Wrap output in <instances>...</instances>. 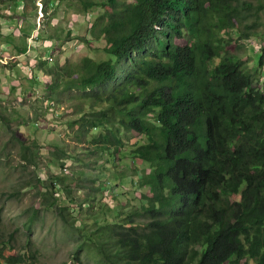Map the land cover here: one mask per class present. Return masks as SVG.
<instances>
[{
	"label": "trees",
	"instance_id": "1",
	"mask_svg": "<svg viewBox=\"0 0 264 264\" xmlns=\"http://www.w3.org/2000/svg\"><path fill=\"white\" fill-rule=\"evenodd\" d=\"M79 1L86 12L97 6L88 0ZM115 1L99 4L111 10L105 11L96 24L111 43L108 52L113 58L103 61L108 69L99 66L80 79L72 80L69 86L85 90L89 84L101 85L99 81L113 79L114 74L109 72L111 65H108L112 62L114 69H125V78L130 75L128 59L145 44L128 35L141 27L143 18L136 10H127L122 4H114ZM179 1L188 5L187 23L192 37L187 38L185 45H177L174 40L186 34L183 29L179 32V27L172 26L176 31L158 43L154 56L157 60L135 69V86L141 87L146 80L143 73L155 75L152 78L165 85L139 98L128 96L124 91L114 102L117 111L99 112L94 101L89 108L81 110L76 121L83 129L90 126L104 131L103 139L97 140L100 148L106 150L110 145L121 144V128L147 134L149 142L133 153L148 160L151 167L138 184L156 185L150 195L144 197L147 205L142 207L150 221L137 220L131 212L122 221L116 215L112 220H98L90 228L83 222L77 230L96 250L103 264H264V210L258 214L248 212L225 230L215 231L206 221L216 219L224 225L222 220L231 219L222 207L221 194L226 189L237 190L245 180L243 163L249 168L264 166V80L257 82L258 72L252 73L253 69L263 66L264 55H259L252 67L246 60L226 51L231 43L228 30L244 22L238 18V10L235 19L230 4L234 0H213L214 7L225 5V14L219 18L215 13L211 20L202 13L207 0ZM170 5L160 3L158 13H163ZM245 5L248 14L260 19L264 5L256 6L249 1H245ZM140 7L143 6L140 4ZM223 32L227 38L221 36ZM237 32L240 38L253 33L244 28ZM91 65V60H85L74 70L73 66H65L49 73L53 79H59L64 72L63 77L80 73L82 69L86 71ZM59 84L54 82V86ZM130 98L139 101L127 108L133 103ZM85 100L89 98L85 96ZM148 111L156 114L158 126L146 121ZM175 127L182 130L178 138L184 146L196 152L189 167H180L178 160L170 158L160 137L165 130ZM27 150L24 148L25 152ZM256 177L255 181L248 180L245 194L249 201L252 198L257 203L256 197L264 188V168L256 172ZM37 181L44 188L45 182L43 184L39 178ZM41 196L48 199L46 189L41 190ZM66 212H69L68 207L61 208L64 224L69 226L74 220ZM34 220L32 217L26 226L30 228ZM193 239L203 246L200 261L194 257L188 259L182 252ZM7 243L0 234V258H4L5 264H22L26 255L6 254ZM82 247L83 244H79L77 249Z\"/></svg>",
	"mask_w": 264,
	"mask_h": 264
},
{
	"label": "rangeland",
	"instance_id": "2",
	"mask_svg": "<svg viewBox=\"0 0 264 264\" xmlns=\"http://www.w3.org/2000/svg\"><path fill=\"white\" fill-rule=\"evenodd\" d=\"M5 1L0 0V59L4 62L0 61V234L8 241V245L13 247L8 248V252L26 255L22 264H103L96 250L77 229L89 218L90 209L94 211L101 205L98 218L112 220L116 215L124 214L133 205L139 204L142 194L148 193V189L138 188L136 184L137 175L141 176V171L148 165L139 159L133 162L128 155L133 144L137 141L143 142L145 138L140 135L136 138L135 133L122 131V144L117 155H113L114 150L92 153L84 149V146L88 145L87 142L73 141L78 127L69 131L66 123L78 119L79 112L76 113L75 109L82 104L85 106V100L77 91L76 97L62 96L57 105L63 110L59 112L58 117L54 115L56 112L47 108L51 105L46 100L45 85L41 83L33 89L37 84L36 78L49 79L43 73L46 67L39 70L38 66L42 60H32V56L19 54L18 49L22 48L26 34L16 27L25 28L27 25L25 21L20 23L19 20L10 19L12 16L6 17L12 12H9L11 9L8 5L2 4ZM241 1L257 4L260 0ZM47 2L54 5L55 0ZM67 2L70 3V11L64 13ZM44 6L46 7L45 4ZM27 7L33 8L34 4L27 3ZM45 10L44 23L56 26L58 31L63 32V38L70 29L73 34L88 35V29L97 13L93 10L89 12V16L86 15L76 0H64L56 9ZM260 16L261 21L257 28L259 35H254L251 39L256 43L262 40L264 44V12ZM31 19L35 21V16L29 17V21ZM11 27L15 29L9 39L7 32ZM33 27L32 21L28 29ZM49 29L55 30V27L50 25ZM56 32L53 31L54 35ZM232 38L233 42L228 46V51L237 57L252 60L256 50L242 39H238L236 33L232 34ZM73 40L79 42V48L82 47L81 40ZM44 43L48 44L47 41ZM61 44H56L58 51L54 57L58 59V65H62L65 58L79 62L89 52L86 47L77 52L73 47L75 41L65 44V50L61 49ZM37 50L38 56H42L39 46ZM100 57L105 58V53H101ZM32 61L36 67L31 70L29 66L33 65ZM29 70L33 80L28 78ZM43 108L48 112L47 116ZM32 122H36L37 129L31 126ZM15 125L20 133H14ZM24 148L28 150L25 152ZM62 150L68 155H63L61 160L54 159ZM61 163L69 168V173L60 170ZM115 172H120L118 184L113 174ZM57 173L67 181V189L71 191L77 203V209L71 213L77 220L70 222L68 227L64 226L60 207L49 197L45 199L41 196L43 188L37 181V178L45 180L47 175L55 177ZM107 176L116 181L112 180L114 187L111 188L113 191L109 198L105 197ZM94 189L96 193L93 196ZM60 204L67 202L61 201ZM32 217H35V220L30 228H27L26 225ZM83 228L85 230L86 227ZM79 244H83L81 250L77 249ZM0 264H5L4 258H0Z\"/></svg>",
	"mask_w": 264,
	"mask_h": 264
},
{
	"label": "clouds",
	"instance_id": "3",
	"mask_svg": "<svg viewBox=\"0 0 264 264\" xmlns=\"http://www.w3.org/2000/svg\"><path fill=\"white\" fill-rule=\"evenodd\" d=\"M63 1L64 0H55L54 5L48 4L47 0H6L5 2L2 3L5 5H8L9 8L11 9V11L9 12H12V14L9 16L5 15L7 18L12 16L10 19L19 20L20 23L24 21L26 22L27 26L25 28H21V26L16 27L17 29L20 30V32L26 34L24 44L22 45V48L18 49V52L19 54L26 56V57L32 56V60L33 58L42 60L39 63L38 69L43 70V68L46 67L44 68L43 73H45L49 79L39 80V78H36L37 84L33 89L35 90L37 88V85L40 86L41 83L45 85L46 95H47L46 100L49 103V105H51L50 107H47V108L49 110H53L54 112H56L54 114L56 117H58L59 112L63 110V109H59L57 105L61 101L62 96L64 97L69 96L71 98L76 97L77 96V94H75L76 91L79 92V94L83 96L84 100L86 96L89 98V101H90L89 102L85 100V106L82 104L75 109L76 113L79 112L78 114V119H79L81 110L84 107L85 109L89 108L90 103L92 104L94 101L97 103V109L99 112L100 111L109 112L110 110L117 111L116 110L117 107L114 108V102L117 99V97L118 96L120 97L124 91L128 93V96L129 94H132L134 95L135 98H139L147 93L154 91L155 89H159L163 87L165 84L161 81H158L152 78L155 75L150 74V73H148V75L143 73V78H145L146 80L144 81L141 87L135 86L133 84L134 80L137 79L135 75V69L137 67L143 68L149 62L157 60L154 56L156 54V51L159 49L158 43L161 40L162 41L167 40L170 37L171 33L176 31V29H172V26L179 27V30H177L179 32L181 31V29H183L186 34L184 35V37L174 40V43H176L177 45H185L187 38L192 37V30L189 28L188 23H187L188 16H189L188 5L180 2L179 0H116L114 4H122L127 10L134 9L143 18V23L141 27L137 29L133 35H128V37L138 38L139 40L143 41L145 45L142 49H139V52H134L131 55L130 59H128L130 61L129 63L130 75L128 73L126 78H125V69L123 70L118 69V68L114 69L113 62L108 63V65L109 64L111 65L109 72H112L114 74V78L111 79L110 77L108 80L99 81L101 85L89 84L88 86L85 87V90H81L79 87H76L75 85L69 86L68 84H70V82H72V80L74 79L75 80L80 79V77L83 74L87 75V72L96 70V68L99 66L107 70L108 69L107 64H103L104 63L103 61H109L110 59L113 58L108 52V48H110L111 43H109V41L106 39L107 36H103L99 32L98 25H96L99 19L102 17V14L105 13V11L109 12L111 8L109 7L106 8L105 5H104L105 8H103L102 6L99 5L100 3H106V2L109 3L108 0H103V1L102 0H88L91 3H96L97 6H95L93 9L86 12L84 11V8L80 4V1L76 0L80 4V9H82L81 11L86 13V15L89 16L90 14L89 12H92L93 10H94V13L95 12L97 13L95 14V18H94V21L92 22V25L88 29L89 30L88 35L80 36L77 34H73L74 32H71L73 30L70 29L71 31L67 30L66 37L63 38L62 36L63 32L58 31L57 30L58 28H56V26L52 25V23H50L49 25H46L44 23L45 21L44 12L46 11L45 9L46 8H51L52 10L56 9L61 2L63 3ZM240 1L241 0H234L230 2V4L234 9L235 19L237 18V10H238L239 12L238 18L240 20H243L244 22L242 24L236 23L235 28L228 30V32L230 31L228 38L231 39V43H232L233 42L232 34L236 33L238 36V39H242L245 43L249 44L251 48L256 50L255 56L252 58V60H246L249 63V66L254 67L255 61L258 59L259 55L261 54L264 55V44L262 43V40L256 43V42H252V39H251L252 36L259 35L257 28L259 26V22L261 21V16H260V19H257L256 15L248 14L246 12L245 1L241 3ZM164 2H168L171 5L166 10H163V13L159 14L158 6L160 5V3H164ZM27 3L28 4L33 3L34 7L33 8L27 7ZM44 4L46 5V7L44 6ZM65 4L66 6L64 5L65 8L63 12L68 13L70 11L69 9L70 3L67 2ZM140 4L143 7H140ZM212 4H213V0H207V3L203 4L202 6V13L207 18H209V20L214 18L215 13L218 14L219 18L223 17L225 14V5L214 7ZM254 5L256 6L264 5V1L260 0L257 4H254ZM34 16H35V21L33 19L29 21V17L32 18ZM32 21L34 22V27L29 30L28 25ZM255 23H257L258 25H254ZM11 24L13 25V23ZM50 25L52 27H55V30L54 29L48 30ZM240 28H244L246 30L250 29L253 33L249 35V37L247 38L246 37L240 38L239 33L237 32V30ZM13 29L15 28L13 27L9 28V31L7 32L9 35L8 38L12 36V34L14 33ZM53 31L54 32L58 31V32H56V35H54ZM221 36L224 38H227L224 32L222 33ZM75 38H78L79 40H81V43H82L81 48H79L80 47L79 42L77 40H73ZM39 41L41 42L40 44H39ZM44 41H47L48 44H45ZM73 41H75V44L73 47H75L77 52L82 51L86 47L89 49L88 54L84 55L79 62L77 61L74 62L70 58H65L64 63L62 65L60 64L58 65L59 63L58 59L54 58L58 51L56 48V44L58 42L62 43L61 49L65 50L66 47L64 45L69 44ZM231 43L229 45H231ZM94 45H97V46H94ZM38 46L41 48L40 53L42 54V56L40 57L37 54ZM228 46L226 48V51H228ZM101 53H105L106 57L101 58L100 57ZM229 54L232 56H235L233 53L231 54L230 51H229ZM239 58L242 59L243 61L245 60L241 56ZM1 60L2 59H0V61ZM85 60H91L93 64L90 67H88L86 71L85 69H82L80 73L67 74L65 75V77H63V74H66L64 72L59 75L60 76L59 79H57V77L53 79V76L49 73L51 71L60 70L61 68L65 66H70V67L73 66L72 70H74V68H77L76 66H80V65L82 66ZM33 62L34 61L31 62V64L33 65L29 66L30 67L29 69L31 70L33 69L32 67H36V65ZM1 63H4V62L1 61ZM262 64H263L262 67L260 68L257 67L252 70V73L254 74H257L258 72V74L255 76V78H257V82L258 81L262 82L264 80V70H263L264 60H262ZM96 74H97V71H96ZM28 78L30 80L34 79V77H32V72L30 70H29ZM64 80H69V81L62 83ZM54 82H59L61 84L54 86ZM130 100L133 103H130L129 106H126L127 108L137 105L139 101L137 99H131V98ZM44 112L46 113V116H47L48 112L45 109H44ZM145 119L151 126L152 125L158 126V122L156 121V114L153 111L146 112ZM77 120L68 121L66 123L67 127L69 128V131L71 129H74L75 127H78L75 132V137H73V141L79 140V141L87 142L88 144L87 146H84V145L82 146L85 147L84 148L85 150L92 152V153H96L98 151H111V150H114L113 155H117L118 153H120L118 152V150H119V147L121 148V144H122L121 135H120L121 144H114V142H112L114 145H110L109 150L102 149L100 148L101 144L98 142L97 138H101L100 140H102L103 139L102 135L105 134L104 131H102L101 129H94L90 126H86L85 129H83L81 126L80 127L78 126V124L76 123ZM35 123L36 122H32L31 126H33L34 129H37L36 127L37 124ZM18 126L17 127L16 125L14 126L15 127L14 133L18 131L17 130ZM180 129L181 128L179 127H175L174 129L165 130L166 132H164V134H162L160 137L162 139V142L164 141L165 145L167 146L166 150H168V152L171 154L170 158L173 161L178 160L179 161L178 165L180 167H189L193 163L194 155L196 152H194L189 147L184 146V144L179 140L178 135L179 133L182 132V130ZM122 131L128 134L135 133L137 135L136 138L138 137V135L143 136L145 138V141L143 142L137 141L135 144H133V147L130 148V150L128 151V155L133 160V162H136V160L139 159L148 165L143 171H141L142 173L141 176L137 175V172H136V175L138 177L136 184L138 188H141V189L146 188L148 189L147 190L148 193L142 194V198L139 204L133 205L130 209L126 210L124 214L122 213L121 215H118V216L122 221V219L125 216L131 214V212H134L133 214L137 216V220H143L144 222H148L150 221V218L145 213L144 209L142 208L143 206L147 205L144 202V197L147 195H150V190L152 188H156V185L152 186L151 184L148 183L147 186L146 185L140 186L138 184L139 179H142L144 175L146 176L147 174H149L151 167L149 165L148 160H146L145 158H142L137 153H133L134 151L137 150L139 146L149 142L148 136L145 132L139 133V131L137 132L133 130H126L124 128L120 129V134H122ZM20 132L21 131H18V133ZM168 132H172V133L169 135ZM56 147L57 146H51V148H56ZM65 154H67L65 150H62V153L57 154L58 156L57 158H54V157L53 158L56 160H61L64 158L63 155ZM134 164L136 165V163ZM243 165L245 166V172H244L245 180H243L240 183V185L237 187V190L226 189L221 194L222 207L224 208L226 213L231 215V219L222 220V222L225 223L224 225L221 224V222L216 219H206L209 227L213 228L215 231L231 228L232 223L238 220L240 221L242 216L246 217L248 212L255 211L258 214L262 210H264V188L260 190L259 194L256 197L257 203L252 198H251V201H249L245 194V192L247 191L249 187L248 180L255 181L257 179L256 172L262 170L264 166L261 165L256 168H249L245 165V163H243ZM61 169L64 172L69 173L68 172L69 168L62 166V163L60 165V170ZM120 172L113 173L115 174V180L117 182L113 178H109L108 176L106 177L107 181L105 184V197L109 198L113 191V189H111L112 187H114V184H112L113 183L112 180H114L118 184L120 180L118 175ZM133 173H135L134 170H133ZM55 175H56L55 177L53 176L49 177L47 175V178L43 180V184L45 182L43 189H46L48 197L52 199L51 201H53L60 207V210L61 208L68 207L69 212H66V213H68V215L70 214L69 215L70 218H72V220L76 222L77 218L71 214L77 209V203L75 202V197L72 196L71 191L67 189V185H68L67 181H64V179L60 177L59 173ZM97 178H101V177L97 176ZM92 180L93 179H91V181ZM95 189L93 190V196L96 193ZM72 197H74V200L72 199ZM61 201L67 202V204H60ZM100 206L94 211L90 209L91 211L90 216L85 221L87 227L90 228L96 222H98V220L99 222H101L102 219L98 218V212H99ZM63 223H64V219H63ZM64 226L66 225L64 224ZM193 241L194 242L192 243L188 241L182 252L186 253V256L188 259L191 257H194L195 260L200 261L203 255V251H204L202 248L203 246L201 243L197 242L196 240L193 239ZM7 246L8 248L12 247V246H9L8 243H7ZM6 254H9L7 250H6ZM14 254L16 255V253ZM208 263H209V260H208Z\"/></svg>",
	"mask_w": 264,
	"mask_h": 264
}]
</instances>
